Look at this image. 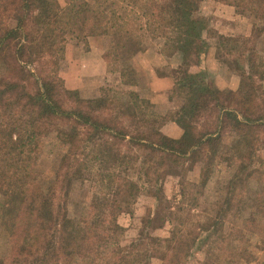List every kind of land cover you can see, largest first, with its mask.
Here are the masks:
<instances>
[{
  "label": "trees",
  "instance_id": "trees-1",
  "mask_svg": "<svg viewBox=\"0 0 264 264\" xmlns=\"http://www.w3.org/2000/svg\"><path fill=\"white\" fill-rule=\"evenodd\" d=\"M203 1L80 0L62 8L56 0H0V61L5 65L0 74V194L11 193L25 205L33 177L28 162L41 139L53 136L66 146L55 180L39 197L29 225L10 231L0 264H60L67 253L86 264H186L198 245L214 255L211 245L223 239V216L238 206L247 232L264 239V186L250 168L255 132L264 130V100L263 106L254 101V77L264 81V69L255 67L257 57L264 56V0H214L262 23H252L248 36L217 37L215 58L239 78L237 90L227 94L216 87L209 70H191L209 48L199 8ZM76 32L110 38V52L102 56L106 61L119 60L120 50L129 46L139 51L144 34L162 40L163 56L178 62L169 99L181 100L173 121L185 137L193 136L188 147L160 132L165 119L141 115L146 100L134 101L135 111L126 113L108 95L82 98L64 87L60 62L67 35ZM251 35L255 41L248 49ZM125 69L133 70L131 65ZM226 128L236 132L228 145L222 140ZM216 157L235 160L217 213L198 228L178 217L169 237L140 235L127 245L120 243L124 228L117 219L131 212L141 188L130 176L133 171L147 178L152 167L193 161L200 165L198 184L204 188ZM95 163L110 169L94 170ZM249 179L256 184V197H238L237 188ZM89 182L98 185L89 214L70 217L66 203L71 189ZM185 189L183 176L180 193Z\"/></svg>",
  "mask_w": 264,
  "mask_h": 264
},
{
  "label": "rangeland",
  "instance_id": "rangeland-1",
  "mask_svg": "<svg viewBox=\"0 0 264 264\" xmlns=\"http://www.w3.org/2000/svg\"><path fill=\"white\" fill-rule=\"evenodd\" d=\"M56 1L63 8L68 2L79 5L80 0ZM199 8L200 14L205 19L208 28L207 36L205 35V37L209 48L205 58L209 52L215 58L216 48L218 47L217 37L219 35L234 37L240 33L243 36H248L251 33L252 23L256 26L262 25L261 20L238 16L234 14L232 7L214 0H204ZM254 41L255 37L251 35L248 38V49L254 44ZM258 41L259 39L256 44ZM160 45H162L160 38L153 39L144 34L139 48H160L163 52V47H160ZM110 46L111 41L107 36H97L87 32H76L67 35L64 59L60 62L59 76L63 81L64 87L77 90L80 93V97L95 98L101 94L108 95L123 112L133 113L135 104H138V99L148 102L145 97H151V92L149 91L151 81L147 79L143 72H141V83L139 78L137 79V74L140 72L136 71L138 68L136 65L132 66V59L139 51L135 52V48H131V46H129L130 48L128 47L129 50H120L119 60L111 59L106 61L104 59L105 64L97 63L95 59L102 58L103 55L110 52ZM260 46L261 44L258 47ZM260 50H264V48H260ZM86 55H91L88 58L92 59L87 62L84 61L87 58L81 59V57ZM257 58L255 67L258 68L257 71L261 72L264 69V56L261 54ZM128 65H131L133 70L125 69ZM222 65L229 73L235 75L229 67L223 63ZM4 69L5 65L0 61V74ZM172 73L173 69L169 70V68H166L165 71L163 70L164 75L169 76ZM210 76L215 84L216 74L212 71ZM258 78L254 77V86L257 88L254 101L256 105L263 106L264 81L262 82ZM222 80H225V78ZM137 83H140L138 89L134 87ZM227 93L229 92L225 94ZM157 98L159 99V97ZM115 110L118 111L117 109ZM141 115L149 120H159V122L163 119L167 121L173 117L171 113L165 116L159 115L149 104L148 106L144 104ZM235 133H231L228 128L222 130L223 143L225 145L230 144ZM190 136L185 137L184 135L179 140L180 143L188 147L190 139L193 137ZM255 138L250 168L256 170L255 176L259 177L258 179L262 182L260 185L264 186V130L262 128L256 130ZM65 150L66 146L60 140L53 138V136L41 139L37 155L28 162V170L33 177L25 205H21L11 193L5 194L6 196L0 194V256H4L7 253L10 231L16 229L20 232L29 225L34 216L39 197L55 180L58 163ZM244 161L247 162L248 160ZM234 164L235 160L233 158L229 162H224L216 157L212 166L214 171L209 176L210 179L204 188H201L198 184L200 165L193 161L185 162L180 167L166 166V168L161 167L157 170L152 167L148 172L147 178L144 174L140 175L133 171L130 176L137 180L136 182L141 188L130 208L131 212L120 214L117 219L118 223L124 228L120 243L127 245L140 235L169 237L174 225L180 222L178 217H187L191 224H195V228L204 224L209 216L217 213L219 205L225 199L226 183L234 173ZM93 165L94 170L101 168L110 169L109 166L104 167L100 163ZM139 168L140 166L137 167V169ZM163 169L164 172H162ZM183 176H185L186 189L182 194L180 193V185ZM137 177H140V179ZM255 186L256 184L249 179L247 182L245 181L243 189L241 187L237 188L236 194L238 197L239 194L243 197H256ZM149 191H153V193H148ZM97 192L98 185L95 182L85 183L81 187L75 184L69 193L66 203L69 216L78 217L79 215L89 214L92 197ZM159 195L163 197L160 199V203L157 199ZM234 208L238 209L239 206ZM235 209L223 216V239L219 240L220 242L218 241L217 245H211L214 255H207L205 253L207 247L198 245V248L187 259L186 264H264V239H259L247 232L246 219L241 215L242 212H237ZM60 264L86 263L75 254L67 253L60 259ZM150 264H162V262L152 260Z\"/></svg>",
  "mask_w": 264,
  "mask_h": 264
},
{
  "label": "crops",
  "instance_id": "crops-1",
  "mask_svg": "<svg viewBox=\"0 0 264 264\" xmlns=\"http://www.w3.org/2000/svg\"><path fill=\"white\" fill-rule=\"evenodd\" d=\"M160 47H162V45H160ZM90 56L91 55H86L85 57H81V59L83 58L84 60V58H87L84 60L87 62L92 59L88 58ZM95 61L99 64H105V61L102 58L95 59ZM132 61V66L136 65L138 67L136 71L140 72L137 74L139 82L142 80L141 72L145 73L147 79L151 81V84L149 85L151 97H145L148 100L150 107L155 109L161 116H165L169 113L173 115L181 104L179 98L174 97L171 100L169 99V95L175 82L174 73L178 68V62L166 59L160 48L140 49L138 54L133 56ZM199 67L209 70L210 73L213 71L216 74L215 84L222 92H234L237 90L239 86V78L236 75L229 73L227 69H224L222 63L215 59L210 52L207 57L201 61L199 66H192L191 70L195 71ZM166 68H169V70L173 69V73L171 75L169 74V76L164 75L163 70L165 71ZM223 78H225V80H222ZM140 83H137L134 87L138 89ZM156 96L159 97V99ZM175 100H177V102H175ZM159 130L163 135L175 140H180L185 135V132L173 121V117L167 121H163Z\"/></svg>",
  "mask_w": 264,
  "mask_h": 264
}]
</instances>
